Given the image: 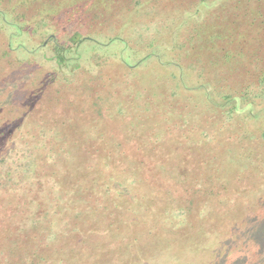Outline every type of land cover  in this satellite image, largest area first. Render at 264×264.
<instances>
[{"label": "rangeland", "instance_id": "1", "mask_svg": "<svg viewBox=\"0 0 264 264\" xmlns=\"http://www.w3.org/2000/svg\"><path fill=\"white\" fill-rule=\"evenodd\" d=\"M103 1L88 32L80 17L27 28L0 0V157L28 148L81 191L67 235L91 249L113 229L98 262L125 235L137 257L174 245L170 264H264V0ZM17 202L0 194V264L48 241Z\"/></svg>", "mask_w": 264, "mask_h": 264}, {"label": "trees", "instance_id": "2", "mask_svg": "<svg viewBox=\"0 0 264 264\" xmlns=\"http://www.w3.org/2000/svg\"><path fill=\"white\" fill-rule=\"evenodd\" d=\"M6 1L9 3L8 12L15 19L22 21V23H27V28H30L29 26L47 27L51 18L66 20L72 17H80L86 23L84 31L90 32L102 24L104 17L100 8L101 3L104 2L103 0ZM144 1L147 0H114L112 2L110 0V4L111 8L115 9L114 14H117L119 11L128 13ZM119 3L122 4V8L116 7ZM138 11L140 10L138 9ZM248 106L251 108L253 102H249ZM236 111L237 109L234 112ZM1 156L0 194L12 197L14 200L18 197L20 202H17L16 209L22 207L29 209V212L25 216V220L28 222L27 225H29V221H33L34 223H32L35 226L37 223H43L42 228L48 241L45 242V251L38 252L32 258L33 264H93V262L94 264H170L174 260L175 255H173L172 251L174 250L173 247L176 248L174 245H172L170 250L168 247L167 250L160 249L156 252L157 254L146 255L144 258L137 257L136 243L140 239L137 236L128 237L123 235L118 238V243L126 248H121L123 251L119 260L113 257L112 259H101L100 262L96 261L94 257L95 246L102 244L103 241H107V233L109 231L112 232L113 229L105 232L94 229L93 231L96 230L98 233H93L88 237L91 249H88V245L85 244H83L82 249L80 248L82 244L79 242V236L67 235L82 220L83 214L85 216L83 210L84 203L78 204V201L81 199L78 193L81 191L79 190L75 193L71 190V186L64 185V187H58L56 186L55 176L50 177L44 172L39 173L41 171L38 172L35 167V161H38V159L34 157L33 152L29 153L28 148L22 149L19 147L15 151H12V153L6 152ZM74 194L77 195L75 199H70V196ZM48 199L51 201H48ZM94 202L95 207L92 214L95 211L106 210L107 206L105 204L99 202V200ZM74 210L75 212H73ZM112 214L113 212L111 211L109 215L111 216ZM44 220H46V223L43 222ZM15 222L10 226H14ZM22 227L23 225L20 228H10V230L22 231ZM11 234L13 233L11 232ZM99 238L101 240L96 241ZM92 243L95 244L94 248L92 247ZM97 249L100 250L101 247ZM51 251L52 255L46 254ZM186 254V258L192 256L189 252ZM104 255L106 256V254ZM198 257L199 255L197 257L194 256L190 261H194Z\"/></svg>", "mask_w": 264, "mask_h": 264}, {"label": "water", "instance_id": "3", "mask_svg": "<svg viewBox=\"0 0 264 264\" xmlns=\"http://www.w3.org/2000/svg\"><path fill=\"white\" fill-rule=\"evenodd\" d=\"M81 37V34L79 32H76L72 37H71V42L75 43L79 40Z\"/></svg>", "mask_w": 264, "mask_h": 264}]
</instances>
